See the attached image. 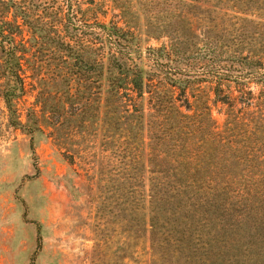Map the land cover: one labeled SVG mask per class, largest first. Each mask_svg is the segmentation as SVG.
Segmentation results:
<instances>
[{"label": "trees", "instance_id": "trees-1", "mask_svg": "<svg viewBox=\"0 0 264 264\" xmlns=\"http://www.w3.org/2000/svg\"><path fill=\"white\" fill-rule=\"evenodd\" d=\"M117 17L98 0H0V100L9 123L33 143L46 134L41 118L58 130L67 115L88 122L96 108L122 153L118 187L140 189L134 217L150 207L155 264H218L213 243L208 258L202 248L193 253L188 213L214 206L229 187L226 173L242 156L229 132L244 125L264 135V46L208 38L199 48L177 37L149 48L146 67L136 32ZM29 72L45 85L24 120L18 104L34 87Z\"/></svg>", "mask_w": 264, "mask_h": 264}, {"label": "rangeland", "instance_id": "rangeland-1", "mask_svg": "<svg viewBox=\"0 0 264 264\" xmlns=\"http://www.w3.org/2000/svg\"><path fill=\"white\" fill-rule=\"evenodd\" d=\"M98 1L109 19L118 14L115 20L136 32L141 66H150L149 48L177 37L199 48L208 38L220 39V45L264 46V0ZM28 75L34 87L18 104L24 120L45 85ZM95 110L79 124L67 115V127L58 130L41 118L46 134L32 143L10 125L0 100V264H155L150 207L134 217L140 189L118 187L122 153ZM213 117L223 126L226 118L218 109ZM253 127L240 125L228 134L242 150L235 169L226 173L229 187L214 206L188 213L193 253L202 248L208 258L213 243L218 264H264V135ZM167 236L160 223L157 238Z\"/></svg>", "mask_w": 264, "mask_h": 264}]
</instances>
